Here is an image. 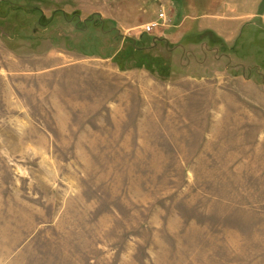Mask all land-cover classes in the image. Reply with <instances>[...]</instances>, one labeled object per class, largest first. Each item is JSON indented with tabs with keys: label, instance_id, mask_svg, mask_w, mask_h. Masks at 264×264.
Returning <instances> with one entry per match:
<instances>
[{
	"label": "rangeland",
	"instance_id": "rangeland-1",
	"mask_svg": "<svg viewBox=\"0 0 264 264\" xmlns=\"http://www.w3.org/2000/svg\"><path fill=\"white\" fill-rule=\"evenodd\" d=\"M162 1L0 0V264H264V0Z\"/></svg>",
	"mask_w": 264,
	"mask_h": 264
},
{
	"label": "built area",
	"instance_id": "built-area-1",
	"mask_svg": "<svg viewBox=\"0 0 264 264\" xmlns=\"http://www.w3.org/2000/svg\"><path fill=\"white\" fill-rule=\"evenodd\" d=\"M168 25V20L166 18L165 13L163 12L160 15V18L157 21H153L151 23H148L145 27H144V33L148 34V35H152L155 33V31L157 29L162 28L163 26Z\"/></svg>",
	"mask_w": 264,
	"mask_h": 264
},
{
	"label": "crops",
	"instance_id": "crops-1",
	"mask_svg": "<svg viewBox=\"0 0 264 264\" xmlns=\"http://www.w3.org/2000/svg\"><path fill=\"white\" fill-rule=\"evenodd\" d=\"M162 1V0H161ZM242 1H247V0H242ZM248 1H251V0H248ZM163 3H166V6H168V7H170V9L172 8V0H164V1H162ZM114 4H116L117 5V9H115V10H117L116 12H124V9H125V6H124V9H118V7H119V2L118 1H116V2H114ZM168 4V5H167ZM143 6V4H142V2L140 1L139 3H138V6ZM174 6V5H173ZM130 10V9H129ZM132 12H134L135 14H138V8H134L133 9V11ZM103 18H106L107 20H111V19H113V18H115V16H112V15H108V14H104L103 16H102ZM149 23V22H148ZM16 74H21V75H24V74H27L26 73V71L25 70H22V71H17V72H15Z\"/></svg>",
	"mask_w": 264,
	"mask_h": 264
},
{
	"label": "trees",
	"instance_id": "trees-1",
	"mask_svg": "<svg viewBox=\"0 0 264 264\" xmlns=\"http://www.w3.org/2000/svg\"><path fill=\"white\" fill-rule=\"evenodd\" d=\"M253 33H254V32H253ZM254 34H255V35H258L257 32L254 33ZM255 40H256V39H255ZM252 42H253V41H252ZM249 47H250V45H249ZM255 55H256V57H257V60L259 61L257 64H258V65L260 64L261 66H263V63H261V62L263 61V59H264V58H263V54H262V53H259V54H258L257 51H256V54H255Z\"/></svg>",
	"mask_w": 264,
	"mask_h": 264
},
{
	"label": "water",
	"instance_id": "water-1",
	"mask_svg": "<svg viewBox=\"0 0 264 264\" xmlns=\"http://www.w3.org/2000/svg\"><path fill=\"white\" fill-rule=\"evenodd\" d=\"M0 33H1V36H6V37H9V35H7L6 33H5V30H4V28L3 27H1L0 26Z\"/></svg>",
	"mask_w": 264,
	"mask_h": 264
}]
</instances>
